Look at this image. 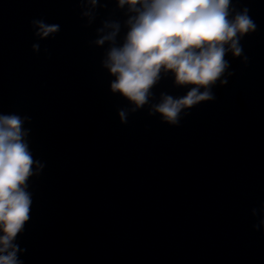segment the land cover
<instances>
[{"label": "water", "instance_id": "1", "mask_svg": "<svg viewBox=\"0 0 264 264\" xmlns=\"http://www.w3.org/2000/svg\"><path fill=\"white\" fill-rule=\"evenodd\" d=\"M232 2L257 26L241 40L247 62L229 53L233 75L215 100L170 126L147 105L120 122L131 105L110 90L109 45L93 43L109 20L122 42L115 0H99L91 25L79 0H0V113L30 117L44 164L15 241L23 264H264V227L253 228L264 206V0ZM33 19L60 31L40 40ZM152 91L157 103L188 88L168 74Z\"/></svg>", "mask_w": 264, "mask_h": 264}, {"label": "clouds", "instance_id": "2", "mask_svg": "<svg viewBox=\"0 0 264 264\" xmlns=\"http://www.w3.org/2000/svg\"><path fill=\"white\" fill-rule=\"evenodd\" d=\"M81 16L88 25L95 20L99 0H79ZM117 7L126 9L127 31L122 42L119 21H104L97 29V47L109 45L102 67L114 77L110 83L113 94H119L131 105L119 109L122 124L130 113L149 107L148 115L158 114L162 122L178 126L181 114L201 102L215 100L212 89L225 86L230 62L225 58H242L241 40L256 31L249 9H237L232 0H115ZM34 36L40 40L54 37L58 24L33 19ZM33 52L40 45H32ZM47 51V49H45ZM174 78V85L188 88L182 97L161 93L159 102L151 103L153 88L162 76ZM30 117L0 113V264H23L19 259L26 249L15 242L31 219L32 193L28 181L38 176L44 164L33 158L27 137L30 130L24 124ZM262 218L253 228L264 227ZM253 216L257 209L252 210Z\"/></svg>", "mask_w": 264, "mask_h": 264}]
</instances>
